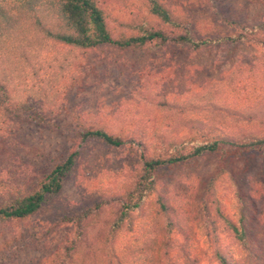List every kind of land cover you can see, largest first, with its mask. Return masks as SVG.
Wrapping results in <instances>:
<instances>
[{
	"label": "rangeland",
	"instance_id": "1",
	"mask_svg": "<svg viewBox=\"0 0 264 264\" xmlns=\"http://www.w3.org/2000/svg\"><path fill=\"white\" fill-rule=\"evenodd\" d=\"M162 1L201 35L226 29L203 0ZM98 2L115 36L137 33L134 26L141 23L161 26L147 0ZM221 3L250 23L264 20V0ZM229 49L228 44L198 51L177 46L152 51L146 47L80 49L56 44L31 61L23 76L10 84L11 91L18 99L33 95L35 104H42L46 120L0 119V203L19 188L29 191L70 152L78 150L80 155L57 197L29 218L0 224V264H51L59 246L72 237L71 225L54 223L58 207L103 203L98 222L89 229V237H94L136 179L143 150L131 143L114 148L95 140L83 142L78 131L84 126L103 127L129 138L142 129L147 151L154 153L158 126L205 118L208 105L200 110L191 105L204 103L210 83L221 81L241 62L262 51L246 43L237 44L231 52ZM256 125L255 131L264 134V121ZM171 136L180 141L197 137L186 128ZM158 179L157 191L145 199V208L167 191L179 214L173 215L174 219L187 228L186 232L175 224L171 229L174 262L188 235L192 236L190 248L204 251L200 264H216L212 256L216 247L234 246L233 236L221 228L206 235L205 203L218 204L224 215L236 222L245 215L249 228L264 230V157L252 154L221 161L216 154H205L163 170ZM160 222L166 225V217ZM183 261L182 257L177 260Z\"/></svg>",
	"mask_w": 264,
	"mask_h": 264
},
{
	"label": "trees",
	"instance_id": "2",
	"mask_svg": "<svg viewBox=\"0 0 264 264\" xmlns=\"http://www.w3.org/2000/svg\"><path fill=\"white\" fill-rule=\"evenodd\" d=\"M203 1L226 28L224 31L201 35L162 0H147L149 11L157 17L160 27L141 23L134 26L137 33L120 36L113 34L98 0H0L1 120H46L42 104L37 106L33 95L18 99L10 84L21 78L28 64L52 45L80 49L103 45L120 49L146 47L152 51L177 46L198 51L228 44L231 52L237 44L246 43L262 49L221 81L210 83L204 103L191 105L198 110L208 105L205 118L158 126L154 132V153H148L142 129L129 138L103 127L84 126L78 131L83 142L95 140L114 148L127 143L141 146V167L134 182L119 198L116 210L92 238L89 229L98 222L103 203L56 209L54 223L71 225L72 237L59 246L51 264H180L177 262L180 257L183 264H200L204 251L194 252L190 248V235L177 260L174 262L170 256L174 246L171 229L175 224L186 232L187 228L180 219H174L173 215L179 214L170 203L169 192H161L146 208L145 199L157 191L163 170L205 154H216L221 161L252 154L264 157V134L255 131L256 123L264 121V20L250 23L241 14L223 8L221 0ZM181 128L195 131L197 137L180 141L171 136ZM79 155L78 150L70 152L29 191L19 188L14 196L0 203V224L29 218L57 197L66 179L74 173ZM218 176L219 172L213 178ZM239 199L244 204L242 197ZM203 209L206 235L216 234L221 228L234 240L231 248L214 249L216 264H264V230L249 228L245 215L241 214L238 222L226 217L218 204L205 203ZM163 217L167 219L166 225L160 222Z\"/></svg>",
	"mask_w": 264,
	"mask_h": 264
}]
</instances>
